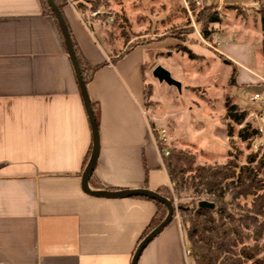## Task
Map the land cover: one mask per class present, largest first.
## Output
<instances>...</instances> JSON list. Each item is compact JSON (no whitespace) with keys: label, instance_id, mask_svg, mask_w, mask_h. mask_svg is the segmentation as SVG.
Instances as JSON below:
<instances>
[{"label":"crops","instance_id":"obj_1","mask_svg":"<svg viewBox=\"0 0 264 264\" xmlns=\"http://www.w3.org/2000/svg\"><path fill=\"white\" fill-rule=\"evenodd\" d=\"M243 2H219L232 8L235 20L222 15L210 28L217 29L216 49L231 62L230 75L236 71L232 103L245 112L241 102L264 93L252 39L264 34L261 24L251 28L235 14L232 6L256 3ZM62 14L88 63L103 64L86 84L99 106V152L89 187L156 191L170 185L144 107L154 68L146 54L152 58L162 45L139 43L120 55L100 42L99 24L88 11L65 0ZM90 146V122L55 19L40 0H0V264L131 263L156 205L137 196L84 192ZM186 250L175 216L137 264H188Z\"/></svg>","mask_w":264,"mask_h":264},{"label":"rangeland","instance_id":"obj_2","mask_svg":"<svg viewBox=\"0 0 264 264\" xmlns=\"http://www.w3.org/2000/svg\"><path fill=\"white\" fill-rule=\"evenodd\" d=\"M243 1L253 0H104L98 8L102 14L95 16L100 42L114 52L122 53L135 43L162 45L155 47L152 58L146 54V63L151 65L153 62L152 68L163 66L181 86L178 89L150 74L153 87H149L144 107L153 117L150 121L154 131L165 130L169 148L193 154L196 164L231 162L237 166L234 168L236 172L243 165L255 167L264 151V144L259 149L253 146L259 138L264 143L263 136L257 134L242 140L238 135L243 126L250 129L257 127L264 105L242 101L246 108L244 121L238 124L228 118L225 114L226 101L233 102L232 65L226 64L216 49L218 42L213 34L217 29L210 28V23L207 27L209 38H205L194 15L202 9L204 2L213 3L217 4L214 10L219 19L223 15L230 22L235 20L234 13H229L232 8L220 6L219 2ZM255 2L249 7L233 9L249 27L258 29L261 24L258 10L260 5H264V0ZM103 13L113 14V20L108 21ZM84 20L90 26V19ZM179 34L184 36V41L178 38ZM252 39L254 67L264 78V35L258 33ZM185 48L196 57L191 58ZM260 91L263 93L264 88ZM251 156H255L253 162L248 161ZM258 177L263 178L258 193H264V166L258 171ZM170 188L176 207L191 200L189 195L193 189L179 186L176 181L170 182ZM252 197L249 195L241 199V204H250ZM200 200L208 199L203 194ZM187 263L192 264L189 257Z\"/></svg>","mask_w":264,"mask_h":264},{"label":"trees","instance_id":"obj_3","mask_svg":"<svg viewBox=\"0 0 264 264\" xmlns=\"http://www.w3.org/2000/svg\"><path fill=\"white\" fill-rule=\"evenodd\" d=\"M40 1L43 12L52 16L57 23L46 0ZM54 2L62 13L65 0H54ZM73 2L80 12H85L100 8L104 0H73ZM216 7L217 4L204 2L202 9L195 12L196 23L200 25L205 38H209L208 25L219 20L218 14L214 10ZM260 7L258 12L264 34V5H260ZM58 29L60 31L59 25ZM68 30L86 85L93 73L103 64L90 65L80 52L69 28ZM60 34L62 36L61 31ZM183 37L182 34L178 35V38L184 41ZM137 44L139 43L134 45ZM134 45L120 55L127 53ZM185 49L191 58L196 57V54L190 49ZM221 57L224 62L231 64L222 55ZM230 78L231 83L235 84V68H233ZM145 94L147 97L149 86H146ZM91 106L98 128L99 106L92 101ZM226 113L238 124H241L246 116L244 111L228 100L226 101ZM153 134L158 146L168 148L169 154L163 156V160L170 182L176 181L179 186L193 189L189 195L191 200L187 203H179L177 207L171 196L170 185L162 186L156 190L169 199L174 206L173 218L178 217L187 250H189L187 256L191 259L192 264H264V193H258L263 179L258 177V171L264 166V151L255 167L243 165L236 172L234 168L237 166L231 162L215 165L196 164L193 154L171 150L167 144L159 140V131L153 130ZM257 134V128L250 129L249 126H243L238 131L242 140L257 136ZM254 160L255 156L248 158L249 162ZM91 178L92 174L89 179ZM203 194L213 204L211 208L199 206L198 203ZM249 195L253 196L251 203L241 204V199H246ZM137 197L152 200L156 205V211L143 230L138 240L139 243L150 230L163 220L167 208L162 202L144 196Z\"/></svg>","mask_w":264,"mask_h":264},{"label":"water","instance_id":"obj_4","mask_svg":"<svg viewBox=\"0 0 264 264\" xmlns=\"http://www.w3.org/2000/svg\"><path fill=\"white\" fill-rule=\"evenodd\" d=\"M47 5L50 7L51 11L53 12L57 23L60 27V31L62 33L63 41L66 47L67 54L69 56V59L72 63L76 79L79 85L80 93L82 96V100L84 103V107L86 110V113L88 115V119L91 126V133H92V146H91V152L88 158V161L86 163V166L82 172L81 176V183H82V189L84 192L94 195V196H100V197H109V198H121V197H130V196H144L151 198L153 200L162 202L166 208L167 213L163 220L156 225L152 230H150L138 243L135 252L132 256L131 263L130 264H137L138 259L144 250V248L147 246V244L155 237L157 236L163 228L171 222L173 219L174 214V206L172 202L158 193L155 190H150L148 188H134V189H120V190H109V189H100V190H93L88 185V180L94 171L95 164L98 157L99 152V138H98V128L95 122L91 101L89 99L85 82L82 78L80 67L76 58V54L72 45L71 36L68 30V27L66 25V22L62 16V13L60 9L55 4L54 0H46ZM152 75L159 81H164L165 83L169 85H173L176 88H180L181 84L179 81L175 80L170 72L165 69L161 65H156L152 70ZM199 206L202 207H208L211 208L213 204L208 200H200Z\"/></svg>","mask_w":264,"mask_h":264},{"label":"built area","instance_id":"obj_5","mask_svg":"<svg viewBox=\"0 0 264 264\" xmlns=\"http://www.w3.org/2000/svg\"><path fill=\"white\" fill-rule=\"evenodd\" d=\"M67 1L69 3H73V0H67ZM101 14H102V12L99 9H96L94 11H88V15L92 16V17L98 16ZM103 14H105V13H103ZM104 16L108 21L113 20V14H111V13L105 14ZM250 101H252V102L259 101L261 105H264V96L262 94L255 93L250 97ZM256 128H257L258 136L264 137V113H262V112L260 113V115L258 117V122H257ZM158 137H159V140L163 141L166 144L167 134H166L165 130H160ZM154 142H155V144L158 148V151L162 157L169 154L168 148L158 146L155 138H154ZM263 144L264 143L262 142V139L259 138V140L257 142L253 143V146H254V148L259 149L260 147L263 146ZM188 253H189V250L186 251V254H188Z\"/></svg>","mask_w":264,"mask_h":264}]
</instances>
